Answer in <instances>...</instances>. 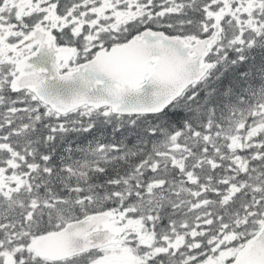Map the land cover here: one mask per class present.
I'll return each mask as SVG.
<instances>
[{"label": "snow or ice", "instance_id": "1", "mask_svg": "<svg viewBox=\"0 0 264 264\" xmlns=\"http://www.w3.org/2000/svg\"><path fill=\"white\" fill-rule=\"evenodd\" d=\"M0 264H264V0H0Z\"/></svg>", "mask_w": 264, "mask_h": 264}]
</instances>
